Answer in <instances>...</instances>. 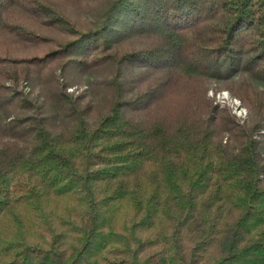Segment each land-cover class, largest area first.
Listing matches in <instances>:
<instances>
[{"label": "trees", "instance_id": "trees-1", "mask_svg": "<svg viewBox=\"0 0 264 264\" xmlns=\"http://www.w3.org/2000/svg\"><path fill=\"white\" fill-rule=\"evenodd\" d=\"M109 2L102 25L82 31L41 0H0V35L12 28L34 33L9 17L15 7H24L71 34L42 56L17 61L28 68L44 70L58 58L83 72L111 60L151 71L179 70L201 81L226 80L243 68L264 85V0ZM133 35L156 41L117 57L113 44ZM2 74L17 77L15 70ZM159 86L117 99L95 119L57 128L37 124L32 132L19 109L27 100L0 82V102L14 112L16 128L13 137L0 135V210L15 199H30L39 209L31 178L70 191L86 205L77 245L66 250L56 240L48 247L12 241L6 248L13 256L5 264H264V161L258 138L264 101L245 79L231 84V93L256 117L245 137L232 142L228 135L223 139V122L214 111L194 106L174 115H149ZM145 164L152 166L155 188L144 200L132 194L135 217L124 226L125 234L115 231L108 204L126 193L123 179ZM160 218L172 232L162 234L163 248L143 256L153 239L137 232L155 227Z\"/></svg>", "mask_w": 264, "mask_h": 264}, {"label": "rangeland", "instance_id": "rangeland-1", "mask_svg": "<svg viewBox=\"0 0 264 264\" xmlns=\"http://www.w3.org/2000/svg\"><path fill=\"white\" fill-rule=\"evenodd\" d=\"M41 1L69 17L75 27L82 31L100 27L104 21V12L110 3L109 0ZM23 8L15 7L9 17L13 23L20 24L27 30L32 29L34 33L26 34L25 31L12 28L0 35V82L6 84L9 90L14 86L20 92V97L27 100V105L22 104L19 109L27 116L24 122L25 125L33 127L32 132L37 124L57 128L71 126L81 119H95L107 113L117 99L134 97L160 84L159 89L152 93L149 115H174L186 112L191 107L194 109V106L198 111H214L223 122V139L226 140L228 135L232 142L241 141L256 117L239 97L231 93L229 87L239 78H243L250 89L264 101V85L252 79L249 72L243 68L226 80L207 81L187 79L178 74L179 70L151 71L137 65H126L111 60L101 67L83 72L58 58L52 60L44 70L28 68L26 63L17 61L23 57L42 56L51 51L58 42L67 41L71 34L43 23L39 13ZM30 35L40 36L42 39ZM155 41L156 39L150 36L121 37L113 44L111 51L119 57L131 50L146 49ZM6 69L15 70L17 77L13 79L2 74ZM222 92L228 96L225 101L217 98ZM232 98L240 101L245 109L244 118H237L232 112L229 103ZM214 105L218 106L217 110H213ZM230 113L240 126H236ZM13 115L12 109L0 102V135L13 137L16 134V128L12 124ZM224 123L228 124V127ZM228 129L231 130L230 133ZM261 132L258 137L261 140L259 151L264 161V129ZM151 169V165L145 164L135 174H128L123 179L126 193L121 198L109 202L108 209L113 217L115 231L125 234L124 226H129L135 217L132 210V194L144 200L155 188L149 179ZM260 178L264 179V176L261 175ZM31 181L34 183V192L38 195L36 199L39 201V209L32 207L30 199H15L8 201L0 210V251L3 252L0 255V264H5L13 256V251L6 248L12 241L23 240L48 247L56 240L58 248L66 250L79 243L85 201L70 191L60 192L43 187L35 178H31ZM159 220L160 222L148 231L137 232L138 236L145 240L153 239L143 256L161 248L162 234L172 232L166 220Z\"/></svg>", "mask_w": 264, "mask_h": 264}, {"label": "built area", "instance_id": "built-area-1", "mask_svg": "<svg viewBox=\"0 0 264 264\" xmlns=\"http://www.w3.org/2000/svg\"><path fill=\"white\" fill-rule=\"evenodd\" d=\"M227 94L225 92H222V94H218L217 98L219 100H223L225 101V99H227ZM230 106L232 107V112L236 115L237 118H244V116L246 115V111L245 109L241 106L240 101L236 100V99H230L229 100Z\"/></svg>", "mask_w": 264, "mask_h": 264}]
</instances>
